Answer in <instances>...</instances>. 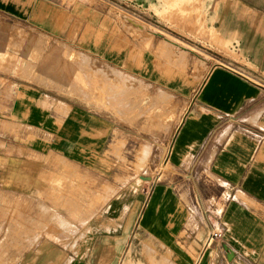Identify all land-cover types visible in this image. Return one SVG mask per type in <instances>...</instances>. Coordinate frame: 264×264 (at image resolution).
<instances>
[{
    "label": "crops",
    "instance_id": "1",
    "mask_svg": "<svg viewBox=\"0 0 264 264\" xmlns=\"http://www.w3.org/2000/svg\"><path fill=\"white\" fill-rule=\"evenodd\" d=\"M133 1L0 0V54L19 61L0 69V189L74 196L82 208L75 232L56 212L8 254L13 264H117L147 238L179 264H264V0L199 7L211 33L188 42L216 63L198 84L121 18L169 30ZM93 62L112 68L110 87L75 83L92 78ZM211 232L220 247L206 246Z\"/></svg>",
    "mask_w": 264,
    "mask_h": 264
},
{
    "label": "rangeland",
    "instance_id": "2",
    "mask_svg": "<svg viewBox=\"0 0 264 264\" xmlns=\"http://www.w3.org/2000/svg\"><path fill=\"white\" fill-rule=\"evenodd\" d=\"M172 1L173 0L133 1L139 6H136L139 10L150 14L158 21V24H165L168 26L169 30L162 29L159 25H152L142 19L136 18L124 10H120L119 14L123 20H129L136 25L137 29L133 31V33L136 34L137 37L158 40L163 45L162 49L157 51L160 58L166 59L169 62L167 63L171 64L174 68L183 70L185 73L190 74L191 82L198 84L203 78V74L201 73L203 71L206 72L216 63L206 52L195 48L190 42H188L193 41L194 39L198 40L199 38H206L207 41L208 35L211 33V31L209 33L206 28L204 9L202 8L199 10V7L204 5L206 0H184L180 3L179 9L169 7L168 4H171ZM195 8H197V10H194ZM193 18H196V22H193ZM166 35H170L188 47H192V49L196 52L191 50L188 54L183 53L179 46L175 47L166 42L165 39L168 38ZM178 44L181 46L183 45L180 43ZM73 56L74 53L72 57ZM9 66H11L14 71L15 68L19 67V61L14 56H10L8 53L0 54V69L8 71ZM86 71L89 76H92V78L89 77L87 81H81L79 76L74 74V81L77 85L89 88L93 84L94 87L97 85L100 86V88H108L112 85V83H114L112 79V76H114L112 68H109L105 64H96L93 62L88 65ZM115 76V82H120V85L123 87L125 81L127 80L122 75L117 74ZM140 87V83L137 82L138 104L144 103L145 100L144 95L140 94ZM102 96L106 97V102H109L112 99V94L108 96L107 94H103ZM161 97L162 98L158 97L160 104H167L169 100L166 96L162 94ZM186 106L187 103L185 104V108ZM160 114V110L153 111L154 118L159 119ZM181 115L182 112H179L177 117L175 116L176 122L179 121ZM172 118L173 117L171 115H165V119ZM142 153L144 155V151ZM163 166L164 164L161 165L160 170H162ZM156 178H160V176L158 175ZM73 197L71 196L67 197V199L59 198L58 200H52L46 195L28 197L16 194V192L0 189V264H13L16 256L9 255L8 251L10 249H15L20 240L34 234H39L40 230L37 226L38 223L36 222L44 221L56 212L63 215L74 225L75 228H70L72 232L78 230L79 227H81L80 220L82 219V208L80 205H77V199H74ZM42 207H47V210H43ZM84 217L86 218V216ZM54 224L56 225V223ZM58 224L63 228L66 225L59 222ZM214 242L215 243L213 244H218L220 247V238L214 240ZM148 243L151 244L149 245ZM147 247L152 248L154 260L159 261L161 259V255H164L168 261L170 260L171 262L179 264L177 256L172 254L170 250L161 246L156 240L147 238H139L136 241H132L131 245L128 246L117 264H121L123 259L125 260L127 257L126 253L130 256L129 264H153L149 263L150 261L147 258ZM193 261H195V256L193 257Z\"/></svg>",
    "mask_w": 264,
    "mask_h": 264
},
{
    "label": "bare ground",
    "instance_id": "3",
    "mask_svg": "<svg viewBox=\"0 0 264 264\" xmlns=\"http://www.w3.org/2000/svg\"><path fill=\"white\" fill-rule=\"evenodd\" d=\"M182 1H184V0H173L172 2H171V4H168L169 5V7H173V8H177V9H179V6H180V3L182 2ZM169 9H171V8H169ZM155 30V29H154ZM162 32V31H161ZM168 38H166L165 40H166V42L167 43H169L170 45H172V46H175V47H177V46H179L181 49H183L184 51H190V50H193L192 49V47H188L187 45H185L184 43H182L181 41H179V40H177L176 38H174V37H172V36H170V35H166ZM164 38V37H163ZM178 43H180V44H183L184 46H187V47H184L183 45L181 46V45H179ZM191 48V49H190ZM194 51V50H193ZM194 52H196V51H194ZM184 53V52H183ZM187 53V52H186ZM185 53V54H186ZM187 56V55H186ZM204 59V58H203ZM206 60V59H205ZM194 62V61H193ZM188 109V105L186 106V108H185V111ZM185 111L183 112V114L181 115V117L183 118L184 117V114H185ZM180 117V119H179V121L182 119ZM180 125V124H179ZM165 161L164 162H166V159H164ZM60 216V215H59ZM58 219V222L59 223H61V224H66V222L63 220V219H61V218H57ZM65 219V218H64ZM66 220V219H65ZM188 221H190V220H188ZM213 233H216V234H219V233H217V232H213ZM213 240H211L210 239V237H207V239H206V246L207 245H209L211 242H212ZM149 245L151 244V243H148ZM205 244V243H204ZM153 250H152V248H150V247H147L146 248V254H147V258H148V260L150 261L149 263H153V264H173L170 260L168 261V259L163 255V256H161V259L159 260V261H156V260H154L153 259V252H152ZM154 255H155V253H154ZM127 256V257H126ZM126 258H125V260L123 259V261L121 262V264H129V262H130V256L129 255H127V253H126ZM200 259V258H199ZM198 259H196V261H197ZM139 264V263H138Z\"/></svg>",
    "mask_w": 264,
    "mask_h": 264
},
{
    "label": "built area",
    "instance_id": "4",
    "mask_svg": "<svg viewBox=\"0 0 264 264\" xmlns=\"http://www.w3.org/2000/svg\"><path fill=\"white\" fill-rule=\"evenodd\" d=\"M208 237H210V239L213 240V242H214V240H216V239H218V238L221 237V234H216V233L211 232V233L208 235ZM213 242H212V243H213Z\"/></svg>",
    "mask_w": 264,
    "mask_h": 264
},
{
    "label": "water",
    "instance_id": "5",
    "mask_svg": "<svg viewBox=\"0 0 264 264\" xmlns=\"http://www.w3.org/2000/svg\"><path fill=\"white\" fill-rule=\"evenodd\" d=\"M232 257H233V253H232L231 250L228 249V253H227V256H226L227 260L231 261Z\"/></svg>",
    "mask_w": 264,
    "mask_h": 264
}]
</instances>
